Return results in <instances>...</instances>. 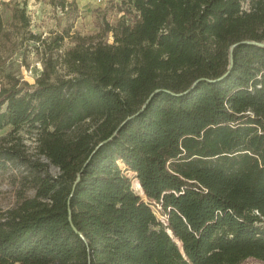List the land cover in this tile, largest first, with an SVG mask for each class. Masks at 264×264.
<instances>
[{"label": "trees", "instance_id": "obj_1", "mask_svg": "<svg viewBox=\"0 0 264 264\" xmlns=\"http://www.w3.org/2000/svg\"><path fill=\"white\" fill-rule=\"evenodd\" d=\"M119 5L109 43L74 23L43 38L0 2V179L19 166L36 190L0 210V264H264V0ZM10 45L41 57L34 84Z\"/></svg>", "mask_w": 264, "mask_h": 264}, {"label": "rangeland", "instance_id": "obj_2", "mask_svg": "<svg viewBox=\"0 0 264 264\" xmlns=\"http://www.w3.org/2000/svg\"><path fill=\"white\" fill-rule=\"evenodd\" d=\"M10 1V0H0ZM26 2L27 13L30 17V31L33 34L41 35L43 38L54 36L56 32L61 31L64 26L69 23H74L73 32L79 33L82 36L95 37L98 40L108 41L113 43L112 35L105 34L103 30L104 22L115 25L120 18L117 9L120 8L121 0H76L77 12L75 14L63 15L60 9L52 7L47 0H19V3ZM78 16L73 19V16ZM69 24V25H70ZM13 41H18L15 37ZM71 40L67 39L63 50L72 47ZM13 53L5 52L6 71L13 72L18 78L34 84L35 80L40 76L43 67L41 57L35 51H24L18 49L19 47L9 46ZM94 123L87 121L83 124L81 129L93 131ZM12 127H7L0 131V136H6L11 133ZM24 137V143L28 148V155L32 160H39L49 163L43 156L39 155L37 137H30L24 132H20ZM124 167L123 165H121ZM49 171L56 176L60 170L50 164ZM127 176L131 179L132 189L141 196V198L148 202L146 196L142 195L140 188L135 183L136 175L128 173ZM28 173L19 166H12L0 179V210L6 211L15 207L23 197L31 198L35 195V187L30 182ZM151 208L155 212L157 218L161 221H166V216L163 215L161 208L154 203ZM252 260L247 263H252Z\"/></svg>", "mask_w": 264, "mask_h": 264}, {"label": "water", "instance_id": "obj_3", "mask_svg": "<svg viewBox=\"0 0 264 264\" xmlns=\"http://www.w3.org/2000/svg\"><path fill=\"white\" fill-rule=\"evenodd\" d=\"M260 46H263L264 47V43H262V44H260ZM170 236H171V234H170ZM172 237V236H171ZM178 243V245H179V242H177ZM180 246V245H179Z\"/></svg>", "mask_w": 264, "mask_h": 264}]
</instances>
